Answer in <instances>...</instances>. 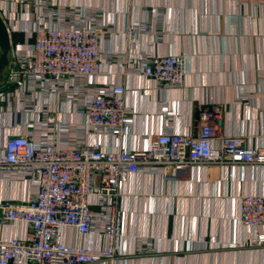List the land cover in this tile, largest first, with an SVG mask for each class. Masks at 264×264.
<instances>
[{
  "label": "crops",
  "instance_id": "crops-1",
  "mask_svg": "<svg viewBox=\"0 0 264 264\" xmlns=\"http://www.w3.org/2000/svg\"><path fill=\"white\" fill-rule=\"evenodd\" d=\"M52 1L97 13L111 28L101 52L117 58L102 62L93 80L124 84L126 105L133 110L128 131L115 136L89 131L87 114L77 101L41 93L34 103L54 112L58 145L144 149L152 135L166 128L194 131L199 106L210 103L223 108L222 134L246 135L264 145V6H242L235 0ZM0 10L13 46H31L34 38L27 30L36 26L29 21L31 10L24 13L19 3L7 0H0ZM129 27H136L137 34L127 37ZM170 54L185 58L181 88H158L150 79L129 74L130 64H139L145 55ZM44 127L38 113L24 110L19 96L0 100V155L9 137L45 133ZM35 192L33 180L0 173V201L25 200ZM121 193L124 236L111 264H264V243L254 244L257 232L240 222L241 195L264 194V166H199L178 179L140 172L128 177ZM26 231L21 222L0 223L1 238L24 237ZM61 233L66 243L105 244L96 234L79 235L70 227ZM258 233H264V226Z\"/></svg>",
  "mask_w": 264,
  "mask_h": 264
},
{
  "label": "built area",
  "instance_id": "built-area-1",
  "mask_svg": "<svg viewBox=\"0 0 264 264\" xmlns=\"http://www.w3.org/2000/svg\"><path fill=\"white\" fill-rule=\"evenodd\" d=\"M7 1L19 3L24 13L31 10L29 21L36 26L27 30L34 38L31 46H12L9 66L0 79V100L19 96L25 111L39 114L45 133L13 135L0 155V173L31 179L36 185L35 194L25 200L0 201V223L21 222L27 227L24 237H0V264H111L124 236L121 185L131 175L144 172L178 179L199 166H264V145L252 143L246 135L220 132L223 108L217 103L199 106L194 131L166 128L152 135L144 149L58 145L54 112L34 103L41 93L77 101L87 114L89 131L121 136L129 129L133 110L126 105V86L93 80L102 62L117 58L101 52L111 28L100 22L97 13L79 7L59 6L52 0ZM235 2L264 6V0ZM124 32L131 37L138 30L129 27ZM129 68L130 75L150 79L158 88L185 84V58L180 54L145 55ZM240 201L241 224L257 232L254 244H263L264 233L258 231L264 226V194L245 193ZM64 227L79 235L96 234L105 244L66 243Z\"/></svg>",
  "mask_w": 264,
  "mask_h": 264
},
{
  "label": "water",
  "instance_id": "water-1",
  "mask_svg": "<svg viewBox=\"0 0 264 264\" xmlns=\"http://www.w3.org/2000/svg\"><path fill=\"white\" fill-rule=\"evenodd\" d=\"M13 38L9 25L0 12V79L10 63Z\"/></svg>",
  "mask_w": 264,
  "mask_h": 264
}]
</instances>
